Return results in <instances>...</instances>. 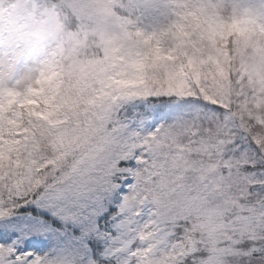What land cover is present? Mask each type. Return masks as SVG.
<instances>
[{"label":"snow or ice","instance_id":"1","mask_svg":"<svg viewBox=\"0 0 264 264\" xmlns=\"http://www.w3.org/2000/svg\"><path fill=\"white\" fill-rule=\"evenodd\" d=\"M156 7L0 65V264H264V0Z\"/></svg>","mask_w":264,"mask_h":264},{"label":"clouds","instance_id":"2","mask_svg":"<svg viewBox=\"0 0 264 264\" xmlns=\"http://www.w3.org/2000/svg\"><path fill=\"white\" fill-rule=\"evenodd\" d=\"M118 25L116 0H0V65L35 77L56 57L65 67L79 64ZM249 63L264 74V55Z\"/></svg>","mask_w":264,"mask_h":264},{"label":"rangeland","instance_id":"3","mask_svg":"<svg viewBox=\"0 0 264 264\" xmlns=\"http://www.w3.org/2000/svg\"><path fill=\"white\" fill-rule=\"evenodd\" d=\"M141 7V24L145 25V21H153L159 18V9L156 7L161 4L163 0H137Z\"/></svg>","mask_w":264,"mask_h":264},{"label":"trees","instance_id":"4","mask_svg":"<svg viewBox=\"0 0 264 264\" xmlns=\"http://www.w3.org/2000/svg\"><path fill=\"white\" fill-rule=\"evenodd\" d=\"M121 14L133 20H141V7L137 0H124Z\"/></svg>","mask_w":264,"mask_h":264}]
</instances>
